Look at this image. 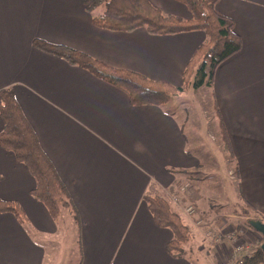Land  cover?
<instances>
[{"label": "crops", "instance_id": "1", "mask_svg": "<svg viewBox=\"0 0 264 264\" xmlns=\"http://www.w3.org/2000/svg\"><path fill=\"white\" fill-rule=\"evenodd\" d=\"M92 1L0 0V91L14 92L70 199V208L54 220L33 197L36 180L29 169L0 145V200L17 203L23 213L0 214V264H57L65 231L76 228L80 264H195L192 253L202 243L211 262L219 263L217 246L186 214L190 205L206 218L217 209H207L213 200L201 176L203 195L182 191L202 164L189 151L194 138L185 134L177 104L132 106L121 90L34 47L42 40L182 87L207 35L99 29L92 19L103 11H89ZM149 1L167 15L191 18L176 0ZM217 10L235 22L243 41V49L217 69L211 87L220 147L235 165L229 176L239 183L241 207L264 217V0H221ZM3 128L0 117V133ZM199 144L204 152L207 143ZM145 196L165 199L190 229L192 247L184 259L167 253L173 234L157 226Z\"/></svg>", "mask_w": 264, "mask_h": 264}, {"label": "trees", "instance_id": "2", "mask_svg": "<svg viewBox=\"0 0 264 264\" xmlns=\"http://www.w3.org/2000/svg\"><path fill=\"white\" fill-rule=\"evenodd\" d=\"M187 7L190 19L167 15L149 0H94L87 6L89 11L102 7L101 15L92 22L95 27L108 31L132 32L144 28L155 36L175 35L201 31L207 42L195 52L183 73V86L153 81L127 70H118L91 57L64 46H56L35 40L34 47L49 55L65 60L73 66L87 70L97 78L124 92L132 106H165L185 89H199L214 84L217 69L243 49L242 38L236 33L235 22L217 10L221 0H176ZM0 117L4 128L0 133V145L12 152L19 163L25 165L36 180L33 197L41 202L54 220L70 201L69 193L61 181L54 165L44 153L38 137L25 117L14 92L0 91ZM225 132V129L223 130ZM228 142L227 136L225 137ZM155 223L172 232L173 238L167 245V253L177 259L187 256L185 246L191 240L190 229L163 198L145 196ZM10 213L22 217L17 203L0 200V214ZM257 219L261 218L257 215ZM264 253L261 248L244 257L242 263L261 264Z\"/></svg>", "mask_w": 264, "mask_h": 264}, {"label": "rangeland", "instance_id": "3", "mask_svg": "<svg viewBox=\"0 0 264 264\" xmlns=\"http://www.w3.org/2000/svg\"><path fill=\"white\" fill-rule=\"evenodd\" d=\"M101 11H104V8ZM174 103L177 104L174 108L178 107L177 113L179 112L180 117L183 118L184 115L185 122L181 121V123L182 125L185 124L183 126L185 134L189 132L194 138L192 145L189 144V151L202 164V167L193 171V174L183 182L182 191L184 190L183 192L186 193L193 188L198 196L203 195V190H200V178L202 177L205 188H207L204 191L207 190L209 199L213 200L207 201V209H212V207L217 209L212 217L206 218L199 212L198 206L195 205V212L193 215L188 214L187 217L192 218L196 226L198 225L204 231V235L209 239V242L212 241L211 243L217 246L221 261L215 264L242 263L244 257L261 248L264 239L261 234L250 227L249 222L256 221L255 219L258 217L252 210L241 207V197L238 191L239 183L236 178L234 180L229 176L230 170H234L235 165L220 147V129L213 109L212 89L208 85H204L199 89H185L183 93L171 101V104L174 105ZM188 116H190L189 120ZM213 137L218 140L217 147L210 143V139ZM201 142L204 145L207 143V149L204 152L199 144ZM179 179L182 180L183 176ZM173 200L178 205L177 199L173 198ZM63 207L70 208L68 202ZM260 218V221L264 223V217L260 216ZM211 221H215V224ZM239 223L243 226L238 225ZM215 226L218 229H214ZM76 232L77 228L73 232L71 230L65 231L66 240L62 245L63 254L58 257L57 264H80L82 253L80 239ZM216 234L222 236V238L219 239ZM190 241L185 246V250L188 252L189 247H192ZM206 244L202 243L201 245L203 251L202 249L201 251L196 249L193 251L195 264H204L205 261H209L208 264H213L211 254L205 250V248H209L206 247ZM239 247L242 250H239ZM261 264H264V262Z\"/></svg>", "mask_w": 264, "mask_h": 264}, {"label": "water", "instance_id": "4", "mask_svg": "<svg viewBox=\"0 0 264 264\" xmlns=\"http://www.w3.org/2000/svg\"><path fill=\"white\" fill-rule=\"evenodd\" d=\"M249 225L255 232L261 234L264 239V223L262 221H250ZM261 250L264 253V242L261 246Z\"/></svg>", "mask_w": 264, "mask_h": 264}, {"label": "built area", "instance_id": "5", "mask_svg": "<svg viewBox=\"0 0 264 264\" xmlns=\"http://www.w3.org/2000/svg\"><path fill=\"white\" fill-rule=\"evenodd\" d=\"M194 210H195L194 205H190V206L186 209L187 215H188V214H189V215H193V213L195 212ZM197 226H198V225H197ZM198 227H199V226H198ZM216 235L218 236L219 239L222 238V236H219L218 234H216ZM238 249H239V250H242L241 247H239Z\"/></svg>", "mask_w": 264, "mask_h": 264}, {"label": "flooded vegetation", "instance_id": "6", "mask_svg": "<svg viewBox=\"0 0 264 264\" xmlns=\"http://www.w3.org/2000/svg\"><path fill=\"white\" fill-rule=\"evenodd\" d=\"M195 206V205H194Z\"/></svg>", "mask_w": 264, "mask_h": 264}]
</instances>
